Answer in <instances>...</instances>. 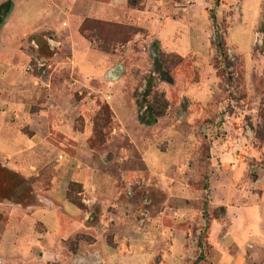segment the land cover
<instances>
[{"label":"rangeland","instance_id":"374dc122","mask_svg":"<svg viewBox=\"0 0 264 264\" xmlns=\"http://www.w3.org/2000/svg\"><path fill=\"white\" fill-rule=\"evenodd\" d=\"M128 1L0 0V112L35 137L38 155L26 158L38 176L32 180L61 181L74 227L43 258L33 254L43 264H99L91 247H129L121 230L127 219L134 239L154 246L151 264H172V232L142 230L151 209L172 217V154L179 150L180 171L188 167L181 178L200 197L184 189L176 197L205 220L184 237L194 252L187 264L207 260L208 222L227 208L216 200L222 181L264 212V0L255 11V0H137L139 9ZM110 5L114 17L103 12ZM15 86L26 92L20 99L28 117L7 115ZM47 114L58 115L49 136H31L46 130ZM1 170L0 190L13 191L3 182L28 191L29 180ZM79 173L86 178L74 181ZM68 228L65 222L60 233Z\"/></svg>","mask_w":264,"mask_h":264},{"label":"crops","instance_id":"0c3cea01","mask_svg":"<svg viewBox=\"0 0 264 264\" xmlns=\"http://www.w3.org/2000/svg\"><path fill=\"white\" fill-rule=\"evenodd\" d=\"M254 2L252 10L255 11L259 0ZM105 7L107 10L103 11L104 14L114 17L115 6ZM28 8H30L31 13L42 10V7L33 8L32 5H26L25 9ZM122 9V15H124ZM91 12L94 13L95 10L91 9ZM79 19L81 20V17ZM19 26L21 25H18V28ZM75 35H77L76 28L72 29L71 41L73 57L78 60L83 53L81 49H78L81 47L80 36L78 39ZM84 54L87 58L90 57L89 51H85ZM23 93L26 94L21 90V87L15 86L14 98L9 103V114L7 115L16 113L19 117L22 115L28 117V112H23L28 107V103L22 102L20 99ZM56 117L54 114H47L46 122H44L46 130L35 132L31 136H49V133H46L47 125H49L50 119L54 120ZM24 136L26 135L20 133L16 127L9 125L6 122V114L0 112V168H3L1 173L7 176L18 174L29 180L23 184L28 187L27 192L21 187L16 188V185L11 186L9 183L1 182V185L8 190L12 188L13 191L6 193L4 190V192L0 190V264L46 263L45 260L41 259L44 256L41 253L48 252L50 248L58 246L59 238L71 235L70 231L74 230L69 222L71 219L66 216V209L69 208L64 198L63 184L59 185L61 181L50 178V183L45 184L39 179L32 180L34 176H37V173L34 175V167L29 164V160L26 158L29 155L32 157V154L38 155V151L36 152L33 148L35 137ZM172 155H174L172 156V217L163 219L151 209L143 218L145 229L142 230V233L155 237L160 234L159 231H162L164 236L168 232H172V264H187L194 259V252L192 250L187 251L184 237L189 227H199L205 220L201 215H197V212L195 214L194 209L187 208V205L180 206L182 199L176 197V190H181L182 193V189H184L183 194L192 197H200V194L199 192L192 194L184 183V179L181 178L185 176V170H188V167L186 169L181 167L182 170L180 171V166H183L181 163L184 158L183 151L179 150ZM16 157H19L17 162H13ZM57 157L58 161L63 159L61 154ZM159 164L161 163H158L157 167ZM85 178V173H79L72 179L80 181ZM260 179L261 181L264 179V173ZM220 187L222 193L216 197V200L218 198L219 202L217 201V203L226 205L227 208L221 215L208 222L209 255L204 264H264V212L262 205L256 201L245 204L239 192L232 193L231 184L222 181ZM230 194H232V199ZM222 198H225V201ZM229 204L231 205L229 206ZM72 210L74 211L73 208L69 211ZM162 221H166V223L160 224ZM65 222L69 225L68 231L67 233L64 231L60 233ZM123 223L121 230H123V236L130 241L129 247L119 245L113 249L109 248L106 243L99 247L90 246L97 252L96 259H98L99 264H129L130 262L132 264H151L154 259L153 254H151L154 246L152 248L147 247V249L139 239H134V236L137 235L133 232L136 226L129 219ZM78 227H80L79 223ZM111 227L113 228V226ZM49 244L50 248H48ZM60 249L62 251L63 247ZM21 250L25 252L23 258L17 255L21 253ZM34 253H38L42 257L34 260ZM91 263L94 264L93 261Z\"/></svg>","mask_w":264,"mask_h":264},{"label":"trees","instance_id":"16d2710c","mask_svg":"<svg viewBox=\"0 0 264 264\" xmlns=\"http://www.w3.org/2000/svg\"><path fill=\"white\" fill-rule=\"evenodd\" d=\"M136 1L137 0H129L128 1V4L131 5V6H133V7H137L139 9L140 7H142V3L141 2H136ZM89 23H90V21H88V20H86V21L83 22V24L80 27V32L81 33H85L86 32ZM115 27L116 28H120L121 30H124L125 29V28H121L120 26H115ZM262 137H264V136H262ZM73 203H75L74 200H73Z\"/></svg>","mask_w":264,"mask_h":264}]
</instances>
